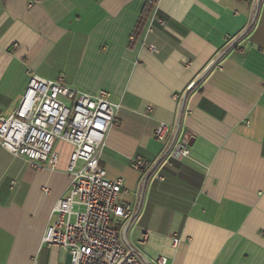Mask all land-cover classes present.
<instances>
[{
    "label": "crops",
    "instance_id": "0c3cea01",
    "mask_svg": "<svg viewBox=\"0 0 264 264\" xmlns=\"http://www.w3.org/2000/svg\"><path fill=\"white\" fill-rule=\"evenodd\" d=\"M155 11L164 25L151 27ZM31 74L120 103L100 164L124 180L133 215L116 227L130 251L264 264V0H0V115L20 105ZM176 143L190 154L167 164ZM56 149L58 168L39 171L0 148V264H69L41 244L70 182L73 146Z\"/></svg>",
    "mask_w": 264,
    "mask_h": 264
},
{
    "label": "built area",
    "instance_id": "2783aa9c",
    "mask_svg": "<svg viewBox=\"0 0 264 264\" xmlns=\"http://www.w3.org/2000/svg\"><path fill=\"white\" fill-rule=\"evenodd\" d=\"M155 21L165 24L156 11L151 27ZM147 48L158 52L153 44H147ZM119 108L120 103L114 102L107 90L89 93L69 85L63 77L51 80L31 74L20 105L12 114L0 115V148L14 157H24L35 170L58 168L57 142L73 146L67 168L68 191L54 205L55 219L41 242L67 252L69 264H167L163 256L143 259L130 251L118 234L117 222L130 219L133 207L119 199L124 180L108 178L100 164V152L106 134L118 124ZM167 131L168 126L162 123L155 137L162 140ZM189 154L186 143H176L167 162L170 158L182 160ZM132 162L141 172L148 164L141 158ZM179 241L176 236L174 243Z\"/></svg>",
    "mask_w": 264,
    "mask_h": 264
},
{
    "label": "trees",
    "instance_id": "16d2710c",
    "mask_svg": "<svg viewBox=\"0 0 264 264\" xmlns=\"http://www.w3.org/2000/svg\"><path fill=\"white\" fill-rule=\"evenodd\" d=\"M248 31H249V30H248ZM248 31H245V33L241 34L239 38H242L243 36H245V35L248 33ZM239 38H238V39H239ZM225 52H226V49H225ZM169 153H170V151H168V153H166V154L162 157V161H163L166 157L169 156ZM167 164L175 165V164H178V162H177V160H174V159H171V158H170L169 161L167 162ZM192 172H193L194 175H193V178H191L190 183H191V184H192V183H195L197 180L200 182L201 179H202V176H201L200 174L194 172V171H192ZM198 181L196 182V184H199Z\"/></svg>",
    "mask_w": 264,
    "mask_h": 264
},
{
    "label": "water",
    "instance_id": "95a60500",
    "mask_svg": "<svg viewBox=\"0 0 264 264\" xmlns=\"http://www.w3.org/2000/svg\"><path fill=\"white\" fill-rule=\"evenodd\" d=\"M259 1H260V0H259ZM244 33H245V32H244ZM224 54H225V53H224ZM224 54H223V55H224ZM204 75H205V74H204Z\"/></svg>",
    "mask_w": 264,
    "mask_h": 264
}]
</instances>
